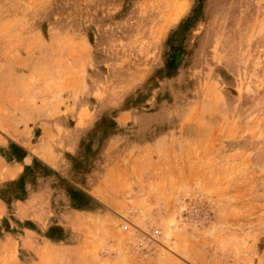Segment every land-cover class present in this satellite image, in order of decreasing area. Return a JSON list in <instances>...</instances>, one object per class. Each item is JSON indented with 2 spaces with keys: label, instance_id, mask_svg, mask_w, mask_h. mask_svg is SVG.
I'll use <instances>...</instances> for the list:
<instances>
[{
  "label": "crops",
  "instance_id": "0c3cea01",
  "mask_svg": "<svg viewBox=\"0 0 264 264\" xmlns=\"http://www.w3.org/2000/svg\"><path fill=\"white\" fill-rule=\"evenodd\" d=\"M8 10L0 0V264H165L129 255L138 229L127 206L147 215L167 185L129 186L121 157L136 178L146 159L156 168L166 133L134 114L137 133L118 134L117 100L100 114L104 103L89 91L133 92L135 107L154 97L146 91L162 90L163 51L173 65L184 60L203 2L80 0L72 20L56 18L53 2L45 18H8ZM103 43L142 53L116 67ZM90 74L112 82L90 83ZM149 75L153 85L143 83Z\"/></svg>",
  "mask_w": 264,
  "mask_h": 264
},
{
  "label": "rangeland",
  "instance_id": "374dc122",
  "mask_svg": "<svg viewBox=\"0 0 264 264\" xmlns=\"http://www.w3.org/2000/svg\"><path fill=\"white\" fill-rule=\"evenodd\" d=\"M7 1L8 18L48 17V2L55 3L56 18H80V0ZM200 1L196 40L184 45V60L175 65L170 48L162 52V90L146 91L154 97L135 107L126 90L89 96L103 101L100 114L117 100L118 134L137 133L134 114L153 118L154 129L166 133L156 168L146 159L136 178L121 157L129 186L152 178L167 185L147 215L129 201L127 215L138 229L135 240L129 237L130 256L165 264H264V0ZM125 45L100 44L116 67L142 53L121 50ZM89 82L112 80L90 74ZM155 82L144 77L146 85ZM108 125L104 131H114Z\"/></svg>",
  "mask_w": 264,
  "mask_h": 264
}]
</instances>
